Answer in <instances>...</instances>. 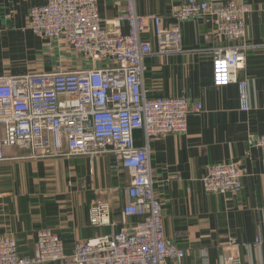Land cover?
Instances as JSON below:
<instances>
[{
	"label": "crops",
	"instance_id": "0c3cea01",
	"mask_svg": "<svg viewBox=\"0 0 264 264\" xmlns=\"http://www.w3.org/2000/svg\"><path fill=\"white\" fill-rule=\"evenodd\" d=\"M184 1L136 0L140 15L160 17L163 29L178 26L182 34V52L144 59L147 96L186 97L202 106L199 113L188 114L185 133L150 142L153 186L162 203L166 240L188 252L180 264H222V248L229 238L249 244L264 240V154L248 144L264 135V0H236L249 8L240 42L249 48L245 68L238 74V81L246 84L247 111L240 108L236 84H213L212 56L204 51L233 43L214 36L211 18L177 22L171 14ZM46 2L0 0V78L88 68V62L68 48L50 52L28 30L29 9ZM95 2L102 25L111 26L123 12L122 0ZM120 32L128 33L125 23ZM143 39L156 47L151 25ZM134 139L136 146H143L141 132H135ZM28 155L21 148L7 149L0 163V235L14 238L20 256L33 255L39 230L57 235L69 255L75 243L124 226V190L130 176L113 154H102L91 163L82 156L29 159ZM229 163L242 172L240 193H206L201 180L208 168ZM97 203L110 207L106 226L89 223V209ZM125 221L131 226L139 219ZM241 261L264 264V250L250 245L241 250Z\"/></svg>",
	"mask_w": 264,
	"mask_h": 264
},
{
	"label": "built area",
	"instance_id": "2783aa9c",
	"mask_svg": "<svg viewBox=\"0 0 264 264\" xmlns=\"http://www.w3.org/2000/svg\"><path fill=\"white\" fill-rule=\"evenodd\" d=\"M122 1L123 12L111 26L102 25L95 0H47L29 9L28 30L50 52L68 48L89 65L75 72L0 78V163L12 148L26 150L29 159L82 156L90 163L102 154H113L130 176L124 190V226L110 235L75 243L69 255L50 230L36 233L31 256H20L14 238L0 235V264H180L188 255L165 238L162 203L153 186L150 142L185 133L188 114L199 113L202 106L186 97L147 96L144 59L182 52L181 30L178 26L163 29L160 17L140 15L136 0ZM248 13L249 8L236 0H186L171 14L177 22L211 18L214 36L233 43L204 51L212 56L213 84H236L243 111L248 110L246 84L238 81V74L245 68L249 48L240 43ZM122 23L128 27L126 35L120 32ZM150 25L155 48L143 39ZM138 131L144 141L141 147L135 145ZM248 144L264 154V135ZM242 177L236 164L214 165L201 183L208 194L236 196ZM109 213L108 204H93L90 225H108ZM130 217L139 221L126 226ZM250 245L264 250V240L249 244L229 238L222 248V264H242L241 250Z\"/></svg>",
	"mask_w": 264,
	"mask_h": 264
}]
</instances>
